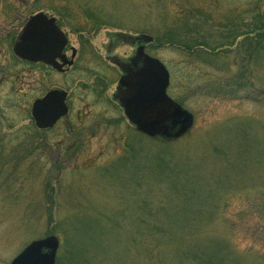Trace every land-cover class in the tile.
Instances as JSON below:
<instances>
[{"label": "rangeland", "instance_id": "rangeland-1", "mask_svg": "<svg viewBox=\"0 0 264 264\" xmlns=\"http://www.w3.org/2000/svg\"><path fill=\"white\" fill-rule=\"evenodd\" d=\"M37 1L0 5V38L31 7L71 13L63 21L72 45L90 33L92 46L78 63L72 117L44 137L27 129L39 73L28 88L0 71V264L51 235L60 239L59 264H197L192 257L216 253L220 264H264V0H39L33 8ZM138 33L154 39L168 94L194 116L172 144L142 140L126 119L116 125L114 86L105 95L98 87L118 74L104 62L109 40ZM181 190L199 194L203 217L186 211L183 219L198 223L196 233L179 226L149 254L154 238H139V216L146 207L180 209L172 199Z\"/></svg>", "mask_w": 264, "mask_h": 264}, {"label": "water", "instance_id": "water-1", "mask_svg": "<svg viewBox=\"0 0 264 264\" xmlns=\"http://www.w3.org/2000/svg\"><path fill=\"white\" fill-rule=\"evenodd\" d=\"M30 23H43L46 28L35 25L24 28L14 46L17 54L21 53L27 59L40 61L55 50L61 52L67 44L68 41L55 25L54 18L49 19L39 13L31 18ZM140 38L145 41L152 40L147 35ZM109 59L114 64L118 63L125 73L120 80L121 89L117 91L114 99L120 101L127 118L136 125L138 131L152 138L178 139L192 129L194 116L168 95L170 73L159 59L148 56L143 48H139L131 64L136 66L137 62L142 60V65L135 71L129 64L119 62L117 58ZM66 96L64 91H52L34 103L32 117L37 127H53L67 114ZM59 246L60 242L56 236L35 240L10 264H55Z\"/></svg>", "mask_w": 264, "mask_h": 264}, {"label": "flooded vegetation", "instance_id": "flooded-vegetation-1", "mask_svg": "<svg viewBox=\"0 0 264 264\" xmlns=\"http://www.w3.org/2000/svg\"><path fill=\"white\" fill-rule=\"evenodd\" d=\"M11 1L12 0H0V5H4V6L9 5ZM7 9H9V8H7ZM31 11L32 10L30 7L25 12V15H23L24 18L21 21L20 25L17 26V28L12 27L11 30L6 32V35L4 37L0 38V59H2L3 57L6 58V62L2 65L0 64V71H2L3 76H5V74H6V75L13 77L14 78V80H13L14 84L15 83L21 84V82H22L28 88L33 83V82H29L30 78H28V77H30L31 74L39 73V76H37V79H39V80L34 81V83L35 84L37 83V85L40 86L41 89L38 90L39 95L37 94L36 98L33 100L32 105H31V109H30V113H29L30 121L32 123V124L30 123V125L35 126L36 128H38V127L36 126L35 121L32 117V108H33L34 103L37 100L45 98L48 95V93H50L52 91H64L67 93V96L65 99L67 114L63 118L59 119L52 128L46 129V130L50 131V130L57 129V127H59L61 125L60 123L63 120L72 117L73 97L77 96L76 94H79V93H75L77 91V85H78V80H79L78 77L76 76L77 69H78V63H79L83 48H85L87 50V53L89 52L88 51L89 48L91 49L92 45L90 43L91 42L90 39L92 38L93 35H91L90 33H87V35H88L87 36V43L83 42L82 41L83 39L81 40L79 38L80 39V40H78L79 46H78V48H76L72 45L71 40L69 38V34L65 30L68 28V26H70V22H66L68 24L67 25L63 21L64 19L70 20L71 17L73 18V15L71 13L70 14H68V13L50 14V13L45 12V11H38V12H34V11L31 12ZM39 13H43L49 19L54 18L55 19V25L58 27V29L61 32L64 33L68 42L65 45V47L62 49L61 52H57V50H55L53 52V54L44 57L40 61H33V60H30V59L23 57L21 55V53L17 54L15 52L14 46H15V43H16L18 37H19V34L21 33V31L24 28H26V27L31 28L32 25H35L37 27H41L44 29L46 28V25L43 23L42 24L40 23L39 25L34 24V23L33 24L30 23L31 18L33 16L39 14ZM237 17L238 16H236L235 20L230 18L229 25H227L229 28L230 27L234 28L233 25L237 26V21H238ZM85 30H86L85 27L70 28V31L72 33H79V34H83V33L86 34ZM143 35H144L143 33L134 34L133 38L127 39L128 41H125L126 39L117 38V37H114L113 39L109 40V43L105 49V61L104 62H107L111 66L116 68L118 74H116L117 76L114 74V76H112V77H108L107 79H103V84L98 85L100 90L104 89V91H103L104 95L107 93V90L109 89L110 86H112V85L114 86L115 91L112 95V98L109 97V99H108L109 100L108 101L109 107L110 108H114V107L119 108L120 113L122 114V118H121L122 121H124L126 119L128 124L131 126V128L133 130L137 129L136 125L131 123L130 120L127 118L125 111H124V108L122 107L120 101L114 99L117 91L119 89H121L120 80L122 79V77L124 76L125 73H123V71L120 69V67L118 66V63L117 64L112 63L109 58H117L119 62L129 64L130 68L133 69L134 71L139 66L142 65V60L138 61L136 66L131 64V61L137 55V51L139 48H143L144 53L147 54L148 56L156 58L154 56V53H153V51L155 50V48H153V46H155V45L152 44L154 42L153 39L151 41H145L142 38H140ZM126 47H129V50L122 52ZM3 53H5L4 56H3ZM97 54L99 55V58H100L101 53L97 52ZM55 76H58V77H55ZM59 77H61V80L64 79V82L62 83L64 85L63 86L61 85V87L53 86V84L51 82H53L54 79H57ZM98 80L99 79H97V81ZM46 81L50 82L49 83L50 86H47ZM104 82L106 85L104 84ZM42 85H43V87H42ZM64 86H68L69 88L71 86L72 88H71V90H68ZM83 87L84 88H90V86H86V85H84ZM123 89H125V88H123ZM77 116H79V115H77ZM79 117H81V116H79ZM76 119L78 120V118H76Z\"/></svg>", "mask_w": 264, "mask_h": 264}, {"label": "trees", "instance_id": "trees-1", "mask_svg": "<svg viewBox=\"0 0 264 264\" xmlns=\"http://www.w3.org/2000/svg\"><path fill=\"white\" fill-rule=\"evenodd\" d=\"M38 2H39V0L34 4L33 8H37ZM176 20H178V19L176 18L175 21ZM64 21H65V19H64ZM258 30L260 32H264L263 27H261V29H258ZM176 36L177 35H174V37H176ZM80 39L81 40L83 39L82 40L83 42L87 41V38H85L84 36L80 37ZM168 44H173V42L172 43L169 42ZM159 45H162V43H159ZM198 45L200 47L203 46V45L197 43V46ZM179 48L182 50L183 53H187V51L192 52V50L190 49V46L189 47L188 46L187 47L179 46ZM85 50L86 49L83 48L80 60H82L85 57V54H87V51H85ZM98 82H99L98 85L103 84L102 79H99ZM104 84H105V82H104ZM103 91H104V89L100 90L101 93H103ZM177 101L182 106H184V101L182 99H179ZM121 118L122 117H117L116 119H114L116 125H120L122 123ZM101 121L104 122L105 120L102 118ZM109 121H112V119H110ZM27 129L28 130L31 129L30 131L35 130V132L37 134H40L42 137H44V135H42L43 133H46L47 131H49V130L38 129L32 125L27 127ZM50 131H53V130H50ZM134 132H135V134L137 133L136 135L143 138L142 140L147 139V140L157 141L159 143H164V144H172V143H175L176 141H178L179 139L183 138V137L178 138V139H172V138H166V137L149 138V137H146L145 135H143L142 133H140L136 130H134ZM39 142H40V145H42V142H43L42 139H40ZM180 181H183V180H175L174 181L175 187H178L177 183H179ZM194 196H196V198H193ZM199 199H200L199 194H197V192L195 190H193L192 193H191V191L189 193V191H184V190L182 191L181 190V191L174 192L173 199H172V200H177L179 203H181L180 209H177L174 212H169L172 209L177 208L180 205L179 204L176 207H168V209H166L165 211L163 210V212L159 211L155 215H153L154 212H151L150 209H148V207H146L143 210L144 211L142 213L143 215L139 216L140 227L138 229L141 232L139 238L141 237L140 239L145 240L146 242L150 237L152 239L154 238L153 244H152V250L149 251V254H152L153 252H155V250L158 248L157 247L158 244H160L163 239H172L174 235H177L180 232V230L178 229L179 226L185 227L187 225L188 226V227H186L187 229H189L194 234L196 233V230H194V229L197 228L198 223H195V220L191 219L188 224H185V221L183 219L186 217V214H187L186 211H188L189 214L196 215V217H198V215H200L199 216L200 219L203 217L202 214L200 213V210H201V209H199L200 207L197 205L194 206V203L197 204ZM155 216H157V218ZM196 217H193V218H196ZM151 219H154V221L153 222L150 221ZM176 222H180L181 224H176ZM173 223H175V224H173ZM171 227H173V228H171ZM60 248H61V243H60ZM215 255L218 256L219 254L216 253ZM215 255L212 254L209 258H206V260H205L206 262L202 259V257H201V259L198 257H195V256L192 258H194L198 262L197 264H220L217 259H214ZM218 258H219V256H218ZM59 261H60V258L59 259L56 258V264H59Z\"/></svg>", "mask_w": 264, "mask_h": 264}]
</instances>
